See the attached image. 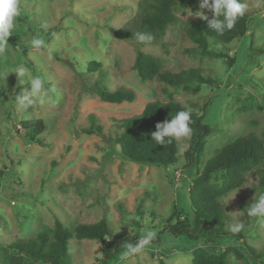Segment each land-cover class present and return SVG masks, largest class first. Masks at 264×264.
Instances as JSON below:
<instances>
[{
    "label": "rangeland",
    "instance_id": "rangeland-1",
    "mask_svg": "<svg viewBox=\"0 0 264 264\" xmlns=\"http://www.w3.org/2000/svg\"><path fill=\"white\" fill-rule=\"evenodd\" d=\"M142 1L20 0L21 15L6 50L0 53V264H45L8 245L34 236L44 227L52 228L55 218L67 228L105 218L111 244L124 237L139 238L145 228L157 232V238L141 253L121 259L124 249L117 247L118 252L103 262L106 246L100 240L72 239L70 264H159L161 259L165 264H191L193 250L204 244L202 237L164 230L174 209L192 214L188 188L196 169L187 160L188 147L180 151V144L189 145L190 138L176 141L178 161L169 168L127 160L113 140L124 118L139 115L148 101L168 100L164 88L185 110L203 115L210 128L199 170L240 135L252 133L264 141V110L260 107L264 0H242L248 5L250 27L243 36L228 43L209 39V49L225 53L231 63L191 50L194 44L186 35V23L199 19L198 11L209 19L213 16L210 10L199 8V0L177 8V21L151 44L116 37L114 29L136 26ZM37 33L47 48L25 46ZM138 49L156 57L160 70L199 68L211 81L198 92L169 87L156 77L143 82L133 68ZM97 63L107 74L104 81L99 79ZM20 64L29 70V76L45 77L53 103L34 105L27 113L17 111L16 92L21 87L30 89L27 83L17 87V74L9 73ZM100 81L110 89H132L134 100H101L95 92ZM28 118L43 121L38 142L26 137L21 121ZM213 177L212 182L220 183V172ZM261 193L264 187L251 169L244 172L238 188L219 197L224 228L228 230L237 220L245 227L239 233L241 239L232 234L213 238L217 248L235 247L244 253V242L264 251V219L246 215L248 205ZM227 255L234 264L246 260L232 250ZM253 264H264V256L261 263Z\"/></svg>",
    "mask_w": 264,
    "mask_h": 264
},
{
    "label": "trees",
    "instance_id": "trees-1",
    "mask_svg": "<svg viewBox=\"0 0 264 264\" xmlns=\"http://www.w3.org/2000/svg\"><path fill=\"white\" fill-rule=\"evenodd\" d=\"M192 0H143L140 3V14L135 27L128 29H114V34L120 39L133 38L136 32L147 31L154 35L155 40L161 38L169 25L177 21L175 10L187 6ZM249 15L247 11L239 18L230 31L223 35L208 28L207 22L199 19L187 22L185 32L189 40L194 44L191 49L206 57H223L231 63V59L221 51L209 49V39L222 43H228L235 38L243 36L249 30ZM100 78L107 75L97 63ZM133 68L141 81L145 82L158 78L161 82L175 89L198 92L202 84L210 83V79L204 77L199 68L181 69L177 72L160 70V61L144 51L137 50ZM103 76V77H102ZM97 82L95 92L99 98L108 103H121L133 101L135 93L132 89L117 87L110 89L108 85ZM264 87V81H263ZM168 100L148 101L141 113L137 116L124 118L118 132L114 136V143L118 152L125 159L136 163L159 165L165 168L176 166L178 161V148L176 141L171 144L158 145L151 139V133L156 130V124L175 115L178 111L185 110L172 97V92L164 88ZM260 107L264 110V91L261 92ZM26 137L32 142L39 141V134L44 129L41 119L28 118L22 120ZM192 135L186 152L187 160L195 164L196 175L188 188L190 193L192 214L183 215L181 211L174 209L167 218L164 228L171 234H187L193 238H201L204 242L193 250L191 264H234L228 258L227 252L232 250L241 257H246L243 264L262 262L264 251H256L252 246L242 243L245 254L235 247H229L225 251L220 250L213 243V238L232 234L223 225V211L219 203V197L230 190L238 188L244 181V172L255 169L261 186L264 187V141L255 134L240 135L232 141L224 144L199 170L198 164L202 155L205 137L210 133V128L203 122V115L191 112ZM189 166V165H187ZM220 172V183L212 182L213 174ZM216 176V175H215ZM218 178V179H219ZM182 217V219H180ZM242 238L239 234H232ZM111 229L105 218L94 223H78L72 228H67L55 218L52 228L44 227L34 236L25 240L18 239L8 245L16 253L22 254L34 261H42L45 264H70L69 241L72 239H98L105 244L101 262L110 260L112 255L118 252L117 247H123L125 242H135L137 237L122 238L119 242L111 244L108 239ZM246 255V256H245ZM159 264H165L161 259Z\"/></svg>",
    "mask_w": 264,
    "mask_h": 264
},
{
    "label": "clouds",
    "instance_id": "clouds-1",
    "mask_svg": "<svg viewBox=\"0 0 264 264\" xmlns=\"http://www.w3.org/2000/svg\"><path fill=\"white\" fill-rule=\"evenodd\" d=\"M247 7L248 5L242 2V0H199V8L210 10L213 16L209 19V16L203 11H198L195 15L201 20L206 21L209 29L219 35H223L225 31H230L234 28L237 20L244 16ZM20 15V0H0V53L6 50L8 38L14 32L17 17ZM43 27L47 30L49 25L45 22ZM133 38L139 45L151 44L155 39L154 35L147 31L136 32L133 34ZM25 46L35 50L47 48L44 38L38 33ZM48 54L49 58H51L50 49L48 50ZM13 72L17 74V87L25 83L30 85V89L21 87L20 92H16L13 98L18 112L27 113L34 105H45L54 102L49 94L45 77L41 75L29 76V70L24 64L18 65L9 73ZM190 124L191 109L178 111L175 115H171L170 118L156 124V130L151 133V139L156 144L164 146L171 144L174 140L177 142L187 140L191 137L193 131ZM187 147L186 143L180 144V151H185ZM246 215L248 217L264 219V193H261L248 205ZM244 227L245 225L242 220H237L228 226V230L235 235L244 230ZM156 238V231L151 228H145L134 243L131 241L124 243L121 259L141 253Z\"/></svg>",
    "mask_w": 264,
    "mask_h": 264
}]
</instances>
